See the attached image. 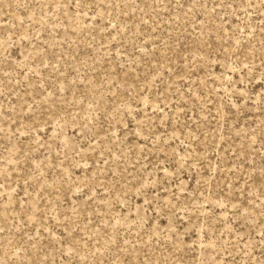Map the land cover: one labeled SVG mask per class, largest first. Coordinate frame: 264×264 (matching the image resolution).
<instances>
[{
	"label": "rangeland",
	"instance_id": "rangeland-1",
	"mask_svg": "<svg viewBox=\"0 0 264 264\" xmlns=\"http://www.w3.org/2000/svg\"><path fill=\"white\" fill-rule=\"evenodd\" d=\"M0 264H264V0H0Z\"/></svg>",
	"mask_w": 264,
	"mask_h": 264
}]
</instances>
